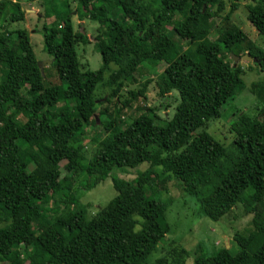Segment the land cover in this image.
<instances>
[{
  "label": "trees",
  "instance_id": "1",
  "mask_svg": "<svg viewBox=\"0 0 264 264\" xmlns=\"http://www.w3.org/2000/svg\"><path fill=\"white\" fill-rule=\"evenodd\" d=\"M20 1L0 0V263L147 264L170 232L171 202L152 196L167 193L174 179L203 217L216 222L238 207L251 216L248 236L233 235L236 255L222 248L208 256L198 247L193 264H264V106L262 122L235 116L228 147L206 132L194 134L245 88L242 67L232 65L223 48L238 58L246 50L264 73V51L232 21L236 0L214 40L209 34L224 10L222 0H75L78 20L98 25L101 66L91 71L80 62L76 47L89 39L74 31L67 7L66 15L43 28L44 52L59 81L51 86L43 84L28 31L3 27L24 21ZM42 4L47 18L59 14L50 0ZM181 10L184 18L175 21ZM245 17L264 38V0L247 4ZM174 34L192 48L170 59ZM146 73L156 77L159 96L177 93L172 117L161 121L147 108L117 126L101 109L102 100L130 108L152 80L138 91L126 87ZM250 91L264 100L259 81ZM98 120L103 137L88 151L85 130ZM143 162L148 168L133 180L112 175ZM108 178L116 195L87 217L78 194ZM58 195L64 208L73 206L68 213L48 207ZM254 243L259 245L251 251ZM186 256L185 249L170 246L153 264H185Z\"/></svg>",
  "mask_w": 264,
  "mask_h": 264
},
{
  "label": "rangeland",
  "instance_id": "2",
  "mask_svg": "<svg viewBox=\"0 0 264 264\" xmlns=\"http://www.w3.org/2000/svg\"><path fill=\"white\" fill-rule=\"evenodd\" d=\"M224 2V10L218 18L215 19V26L212 28L209 37L211 40L216 39V37L222 32L223 27L226 23V15L230 10V5L235 0H222ZM15 3V2H14ZM238 5L237 10L232 15V21L241 28L248 37L259 46L264 51V38L259 37L256 31L249 25L246 20V5L251 4L252 0H236L234 2ZM17 4V2H16ZM23 11L25 12V18L23 22L6 23L3 25L4 29L9 31L14 30H27L29 33L30 43L33 46L34 53L38 62L43 63V84L46 86H51L58 84V78L56 74V69L51 65L52 56L44 52V26L51 24L53 21L60 20V18L67 14V7H70L72 11V21L74 31H83L88 39L89 43L87 45H78L76 51L80 62L88 65V69L91 71H96L101 66V56L95 48V42L99 41L98 38V25L87 19L79 21L76 14V2L75 0H50V6L53 7L52 10H56L59 14H54L53 17L47 18L45 16V7L42 4V0H38L33 3H28L21 0L18 3ZM16 9L11 8L14 12ZM51 10V11H52ZM185 15V10L178 11L176 13L175 21H182ZM171 28V27H170ZM169 28V29H170ZM172 39L177 45V48L172 50L170 59L177 56L180 52L191 49L192 46L187 42H184L174 34ZM225 55L231 56L228 49L223 48ZM243 54L247 56V51H243ZM226 56V57H227ZM231 64L234 65V60L230 58ZM237 65L242 67L244 74L242 79L244 81V90L232 101L225 104L221 111L220 117L212 119L207 122V124L198 129L194 134L201 132H206L211 135L216 141L228 147L232 141L234 135L230 131L231 122L235 119V116L239 113L246 114L251 118H257L262 122L261 110L264 106V100L260 101L251 93L252 83L260 82V87L263 89L264 93V73H258L255 70V63L252 61L239 60ZM162 67V66H161ZM157 68V73L162 70ZM108 73L105 74L107 77ZM151 79L152 82L148 85L145 91V97H139L137 101L131 103L130 108L122 109L121 105L115 107L114 99H110L108 102L102 100L101 109H106L108 114L112 116L115 124L121 126L123 118L136 117L140 113L144 112L145 109H154L155 113L158 115L160 120L164 121L170 119L174 113L175 107L178 104V95L175 91L171 92L165 97L158 95V89L155 85L156 77L149 74L135 75V81L129 82L126 90L138 91L142 88L145 81ZM105 92H100L101 96H106ZM125 96V95H124ZM102 97V98H104ZM121 110V111H120ZM117 111H120V115H117ZM21 120V117H18ZM100 120H98L97 126H88L85 130V141L83 146L86 145L88 151L96 145L97 141L103 137L102 130L100 128ZM160 124V122H158ZM89 156V154H87ZM148 168V164L143 162L136 168H121L114 169L112 175L126 180H133L136 178L139 172H142ZM78 180L77 184L73 188L76 190L77 185L80 183ZM167 193H156L152 198L160 202H171L167 212L166 218L168 224L170 225V232L163 238L160 246L154 251L148 258L147 264H153L155 260L160 258L169 250L170 246H175L183 248L187 251L188 256H186L185 264H193L194 253L200 247L202 253L205 255H212L217 253L220 249L226 248L231 255H236L240 250L238 244L233 240V235L235 232H239L243 236H248L251 230V216L246 214L242 208L238 207L230 214L224 216L219 221H212L206 217L199 214V206L196 201L184 194L178 187L177 183L172 179L167 184ZM148 190V189H147ZM149 196L150 193L146 192ZM116 195V192L112 186L111 179L108 178L104 182L98 184L96 187L89 191H84L80 195L78 194L80 205L85 207V212L87 217H92L99 209L106 206V204ZM62 195L55 196L48 205L49 208H57L60 213H68L73 206L70 205L69 208H64L63 205L59 204L62 199ZM53 217L54 214H51ZM2 225H0L1 227ZM259 243H254L252 245L251 251H254ZM1 264V263H0Z\"/></svg>",
  "mask_w": 264,
  "mask_h": 264
},
{
  "label": "water",
  "instance_id": "3",
  "mask_svg": "<svg viewBox=\"0 0 264 264\" xmlns=\"http://www.w3.org/2000/svg\"><path fill=\"white\" fill-rule=\"evenodd\" d=\"M231 57H232V59L234 60V63L236 64L239 60H248V61H252L253 63H257V60L256 59H254V58H250V57H248V56H243V57H241V58H238L237 56H235V55H233V54H231ZM37 65H38V68H39V70H40V72H41V75H43V63H41V62H38L37 63Z\"/></svg>",
  "mask_w": 264,
  "mask_h": 264
}]
</instances>
